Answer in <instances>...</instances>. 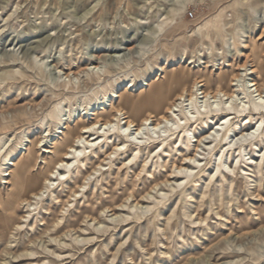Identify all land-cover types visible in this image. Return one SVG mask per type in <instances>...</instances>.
Masks as SVG:
<instances>
[{
	"label": "rangeland",
	"instance_id": "rangeland-1",
	"mask_svg": "<svg viewBox=\"0 0 264 264\" xmlns=\"http://www.w3.org/2000/svg\"><path fill=\"white\" fill-rule=\"evenodd\" d=\"M95 56L102 59L95 60ZM57 59L58 62L54 61ZM88 60L101 68L100 78L89 81L81 75L69 85L64 74L84 71L89 66ZM0 62V143L3 139H11L3 150L6 151L10 145L15 148L19 141L26 145L28 141L47 136V124L54 126L51 114L58 109H65V113L68 108L76 111L82 103L87 106L104 90L108 95L114 92L115 96L128 89L139 101L142 86L160 78L162 69L165 72L185 71L191 86L194 81H208L213 92L221 87L229 90L230 81L239 75L245 63L249 67L252 63L264 66V0H0ZM33 66H41L45 76L38 74ZM106 70L111 76H104ZM11 73L13 75L8 76ZM220 77L228 79L229 84L221 82ZM249 77L243 78L247 86L251 85ZM252 77L260 89L258 80L264 79V72L260 70L258 76ZM260 84L264 86V81ZM250 118L248 122L251 123H242L248 131L254 126L257 128L256 123L264 120V113L253 111ZM217 122L218 119L214 123L208 120L195 128L197 138L208 134ZM235 129L238 132L239 127ZM185 143L184 148H194L193 132ZM235 143L228 154L221 151V144L213 153L211 148L214 149L215 144L211 148L204 146L210 151L201 149L199 164L206 172H201L196 181L189 180L187 188L193 201L179 194L175 203L166 199L164 205L151 199L154 210L134 211L131 225L108 233L100 229L93 243L81 242L68 260L58 262L42 258L39 262L264 264V165L262 170L252 174L248 163L264 154V142L253 141L243 152L234 151ZM104 152L100 149L97 154H90V160L67 174L68 181L62 183L54 195L59 202L49 205L51 215L43 216L47 223L40 228L43 232L51 228L68 202L71 203L65 206L69 209L67 223L78 228L87 216L100 219L105 208L119 207L130 198L131 191L140 200L145 193L152 192L153 177L162 180L171 172V163L167 162V169L162 167V157L147 162L153 176L141 172V177L137 178L142 164L131 166L127 157L118 161L115 168L106 165L95 172L105 158ZM46 159L47 162L57 161L55 155L46 156ZM124 161L126 169L118 171ZM181 161L180 158L178 162ZM43 166L46 168L39 164V168L45 170ZM220 169L227 181L222 178V183L210 185V176H216ZM57 185L58 182L55 187ZM159 189L153 191V197H160ZM202 193H207L203 199ZM172 210L176 215L167 224ZM189 212L193 219L208 218V221L195 229L192 220L186 217ZM22 213L24 210H20L18 216ZM106 215L110 219L111 213ZM96 223H92V228L98 226ZM27 232L22 241L19 240L23 246L28 245V239H34L30 228ZM122 243L124 246L114 260ZM38 244L44 245L43 242ZM2 249L0 264L4 258ZM24 249L21 247L18 252Z\"/></svg>",
	"mask_w": 264,
	"mask_h": 264
},
{
	"label": "bare ground",
	"instance_id": "bare-ground-1",
	"mask_svg": "<svg viewBox=\"0 0 264 264\" xmlns=\"http://www.w3.org/2000/svg\"><path fill=\"white\" fill-rule=\"evenodd\" d=\"M85 39L83 36V40ZM94 59L100 60L102 57L95 56ZM54 61L58 62V59ZM88 62L89 66L84 71L78 74L73 73V75L71 72L68 75L64 74L69 85L74 79L79 80L81 75H85L89 81L95 77L100 78L101 68L93 66L94 63L89 60ZM252 64L250 67L247 63L241 66L239 75L230 81L229 90L225 91L221 87L215 92L211 91L208 81L205 83L194 81L191 86L187 81L188 74L185 71L165 72L162 69L163 74L160 78L157 77L154 81L142 86L139 101L134 95L129 94L128 89L115 96H113L114 92L108 95V92L104 90L100 96H96L94 100L91 99L87 106L82 103L76 111L68 108V112L65 113V109H58L57 113L51 114L50 118L54 126L47 124L48 135L42 136L38 141H28L26 145L23 141H19L15 148H13L14 145H10L6 151H3L11 141V139H6V141L3 139L0 143V248L3 247L1 254L4 257L1 264L22 262L41 264L39 260L42 258H50L58 262L68 260L74 256L72 252L78 250L81 242L93 243L100 229H105L108 233L119 227H127L132 224L131 221L134 218L131 216L134 211L137 212L138 209L153 211L151 199H156L160 205H164L166 199L168 202L175 203L174 200L178 194L181 197L183 195L191 197L187 188L189 180L196 181L195 179L199 178L201 172H206L199 164L201 161L199 155L203 154L201 149L210 151L215 144L214 149L211 148V153H213L215 148L221 144V151L228 154L233 150L234 141L237 145L235 152L246 149L253 141L264 142V120L259 119L256 123L257 128L254 126L251 131L246 129V125L242 126L244 121L251 123L248 119H251L253 111L264 113V86L260 84L264 79L259 78V89L252 77V75L258 76L260 70L264 72V66ZM33 69L45 76V70L41 66H33ZM109 74V70L104 71V76H111ZM11 75L13 74H8V76ZM244 76H250L251 85L247 86L244 83ZM220 81L226 85L229 84V80L224 77H220ZM253 88H255L254 91ZM216 119L219 122L215 123L210 132L197 138L194 133L195 128L202 123H207L208 120L214 123ZM236 127H239L238 132H236ZM232 131L234 135L231 136L229 133ZM191 132L195 139L194 148L191 149L190 146L184 148ZM218 139L219 143H217ZM228 140H230L229 143H227ZM205 145L210 148H204ZM100 149L105 151V158L95 172L106 165L115 168L118 166V161L125 157L128 158L131 166L142 164V170L139 169V174H136L137 178L141 177V172L153 176V171L151 172L147 167L148 161L160 157L164 159L163 168H169L168 163H171V172L164 175L162 180L153 177L152 192L145 193L140 200L136 199L135 192L131 191L130 198L119 207L114 210L105 208L100 219L87 216L78 228L67 223L69 209L67 210L66 207H69L71 203L67 201L66 207L62 208L60 216L54 220L51 228L43 232L40 228L47 226L43 216L51 215L49 205L59 202V198L54 196L57 188L68 181L67 174L73 173L74 168L79 164H85L87 160H90L89 155L97 154ZM177 153L182 159L181 163L178 162L180 158L177 157ZM163 154L166 155L163 156ZM49 155H55L57 161L47 162L46 156ZM262 155L258 157V160L251 158L252 161L248 162L252 174H255V170L263 169L264 154ZM165 158L170 159L165 161ZM39 164L45 165L46 168L43 166L45 170L40 169ZM126 165L124 161L122 167H118V171L126 169ZM5 167L6 170H4ZM195 170H198L197 173L194 172ZM244 175L251 176L250 174ZM222 178L227 181L220 169L216 176H210V185L222 183ZM88 179L90 180V178L86 180ZM213 179L214 181H211ZM57 182L58 185L55 187ZM184 182L186 185L183 184ZM180 187L182 188L178 191ZM158 188H160L158 191L160 197H153V191H157ZM206 194L202 193V199ZM193 199L192 196L190 200L193 201ZM20 210H24V214L18 216ZM159 212L163 213V210ZM219 212H216L218 217ZM106 213H111L110 219ZM175 215V211L172 210L171 215L166 219L167 224L174 219ZM186 217L192 220L191 224L195 229L202 227V224L208 221V218L193 219V214L190 212L186 214ZM96 221L95 225L98 226L92 228V223ZM28 228L30 232H34L32 236L34 239H28V245L23 246L19 240L22 241L24 238V232L29 233ZM181 238H183L182 235ZM38 242H43L44 245L40 246ZM137 244L139 245V242ZM123 246L124 243L118 247V251L113 256L114 260ZM21 247L25 249L18 252ZM63 251L65 253H62ZM238 263L241 262L229 264Z\"/></svg>",
	"mask_w": 264,
	"mask_h": 264
},
{
	"label": "built area",
	"instance_id": "built-area-1",
	"mask_svg": "<svg viewBox=\"0 0 264 264\" xmlns=\"http://www.w3.org/2000/svg\"><path fill=\"white\" fill-rule=\"evenodd\" d=\"M190 16H191V17H193V16H194V14H193V13H190Z\"/></svg>",
	"mask_w": 264,
	"mask_h": 264
}]
</instances>
